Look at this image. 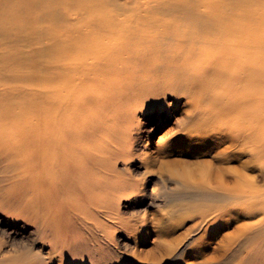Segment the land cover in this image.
I'll use <instances>...</instances> for the list:
<instances>
[{
    "label": "bare ground",
    "instance_id": "bare-ground-1",
    "mask_svg": "<svg viewBox=\"0 0 264 264\" xmlns=\"http://www.w3.org/2000/svg\"><path fill=\"white\" fill-rule=\"evenodd\" d=\"M130 1L0 0L1 144L25 153L29 196L41 205L38 187L53 181L88 188L77 176L108 167L133 114L185 97L201 132L239 147L221 164L250 157L200 172L224 202L215 219L247 205L260 226L264 0Z\"/></svg>",
    "mask_w": 264,
    "mask_h": 264
},
{
    "label": "rangeland",
    "instance_id": "rangeland-1",
    "mask_svg": "<svg viewBox=\"0 0 264 264\" xmlns=\"http://www.w3.org/2000/svg\"><path fill=\"white\" fill-rule=\"evenodd\" d=\"M176 99H164L163 115H132L108 167L77 176L88 188L40 185L41 205L29 196L25 153L1 144L0 130V264H264V234L255 233L264 221L250 227L262 217L242 205L215 219L224 202L197 184L207 166L237 167L250 157L221 164L239 147L201 132L186 116L191 101Z\"/></svg>",
    "mask_w": 264,
    "mask_h": 264
}]
</instances>
